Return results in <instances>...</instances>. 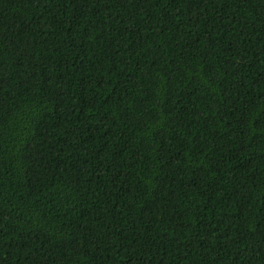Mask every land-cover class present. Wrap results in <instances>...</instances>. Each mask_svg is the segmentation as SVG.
Segmentation results:
<instances>
[{
	"label": "trees",
	"instance_id": "1",
	"mask_svg": "<svg viewBox=\"0 0 264 264\" xmlns=\"http://www.w3.org/2000/svg\"><path fill=\"white\" fill-rule=\"evenodd\" d=\"M0 264H264V0H0Z\"/></svg>",
	"mask_w": 264,
	"mask_h": 264
}]
</instances>
